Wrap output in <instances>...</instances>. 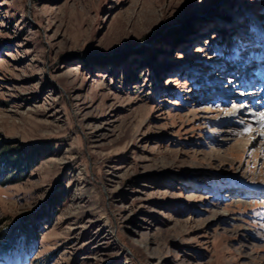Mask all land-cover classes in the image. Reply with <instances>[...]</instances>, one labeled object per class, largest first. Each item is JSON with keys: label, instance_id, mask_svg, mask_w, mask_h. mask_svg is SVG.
Returning <instances> with one entry per match:
<instances>
[{"label": "rangeland", "instance_id": "obj_1", "mask_svg": "<svg viewBox=\"0 0 264 264\" xmlns=\"http://www.w3.org/2000/svg\"><path fill=\"white\" fill-rule=\"evenodd\" d=\"M242 110L264 0H0V264H264Z\"/></svg>", "mask_w": 264, "mask_h": 264}, {"label": "bare ground", "instance_id": "obj_2", "mask_svg": "<svg viewBox=\"0 0 264 264\" xmlns=\"http://www.w3.org/2000/svg\"><path fill=\"white\" fill-rule=\"evenodd\" d=\"M253 99V98H252ZM236 106V105H234ZM234 111H239V109H236ZM262 110H260L259 112H261ZM242 113H247L246 116H248V121L250 122V124L254 127H256L259 133H261L262 135H264V114L263 117H260L258 115L255 114L254 110H250V111H244L242 110Z\"/></svg>", "mask_w": 264, "mask_h": 264}, {"label": "snow or ice", "instance_id": "obj_3", "mask_svg": "<svg viewBox=\"0 0 264 264\" xmlns=\"http://www.w3.org/2000/svg\"><path fill=\"white\" fill-rule=\"evenodd\" d=\"M248 130H250V129H246V131H248Z\"/></svg>", "mask_w": 264, "mask_h": 264}]
</instances>
